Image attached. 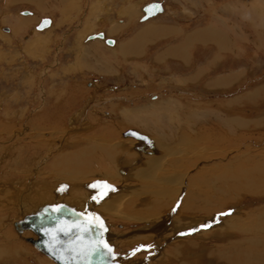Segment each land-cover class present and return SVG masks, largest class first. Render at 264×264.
<instances>
[{"label":"rangeland","instance_id":"rangeland-1","mask_svg":"<svg viewBox=\"0 0 264 264\" xmlns=\"http://www.w3.org/2000/svg\"><path fill=\"white\" fill-rule=\"evenodd\" d=\"M151 1L161 2L164 11L148 19L150 21L138 20V16L144 14L143 6ZM62 4L60 0H0V26L9 30L0 29V197L8 194L9 201L13 203L16 200L17 203L22 190L31 189L28 188L30 181H39L35 177V169L39 178L56 182L60 179V170L53 164H58L68 152L75 151L77 145L80 148L89 134H112L109 137L126 144L130 152L140 153L136 146L130 147V140L144 144L152 139L156 142L163 130V133L171 132L172 127L166 123L165 117L171 121L169 114L174 113L185 115L182 127L194 129V136L203 137V130L199 129H204L208 135L217 123L212 112L230 110V114L242 121L237 126L241 134L244 132L245 139L239 140L251 143L255 150H264V130H258L264 127V0H79L77 6L64 11ZM22 10H31L34 14L24 15ZM131 12L134 15L128 16L127 13ZM43 17L51 18L53 26L47 27V30L36 29ZM223 23H234L236 26L233 24L235 28L231 30L232 27L227 25L225 28ZM99 28L105 29L110 37H115L120 48L129 42L130 45L124 49L129 50L131 55L126 52L127 55L121 56V53L117 56L118 51L109 47L111 45L102 41L98 44L95 39L88 41V35ZM139 31V39H136ZM40 34L42 39H38ZM67 34L70 37L65 42L62 37ZM220 37H227V40L222 43ZM79 41L82 43L78 44ZM179 45L182 46L173 49ZM97 46L100 49L95 54L92 50ZM180 55H185L182 61ZM100 56H103L102 59H99ZM181 75L189 76L181 78ZM94 82L101 86L95 91ZM181 86L182 90L179 89ZM90 94L95 96L91 106ZM73 95L78 97L71 100L75 97ZM169 100L171 105L179 106L177 112L166 110L165 106L162 108ZM156 109L158 111L155 112H161V122L145 113ZM81 110L82 116L89 118L97 131L91 128L87 131L85 125L79 128L83 125L82 120L74 124L73 129L69 128V118ZM170 110L173 111V107ZM129 129L146 135L149 141L125 136ZM250 131H253L252 134ZM246 133L252 136L247 138ZM169 147L173 148L170 144ZM166 158L169 160L172 155ZM123 163L127 171L125 176H128L125 184L134 183L136 188L141 187L139 177L132 176V168L135 167ZM199 164L200 168L208 166L203 162ZM117 165L121 166V162ZM167 166L172 168L169 163ZM96 175L100 176V173H93L91 178ZM20 178L24 182L16 185L22 180ZM66 184L69 186V183ZM106 184L107 180L104 186ZM101 186L97 189L104 187ZM16 189L19 191L15 192ZM63 191L61 185L55 190L59 195ZM24 192L25 209H30L36 204L40 191L34 189L33 193L37 196L32 193L35 197L32 200L31 192ZM142 196L150 198L147 194ZM144 203L146 200L138 199L136 206L143 207ZM228 203L215 216L227 218L232 214L240 216L256 210L264 206V195L245 192ZM178 204L179 201L175 208ZM103 214L111 224L110 239L125 264H154L164 255L162 252L167 243L173 239L199 230L206 232L209 228L198 225L174 232L172 240H161V246L151 249L156 241L154 233L146 232L129 238L135 234V226L142 221H128ZM186 214L190 217L184 219L185 227L193 224L192 220L197 215H207V212L196 210ZM11 230L17 235L12 225ZM205 232L198 237H185H191L189 240L182 238V241H189L192 248L195 247L194 251H198L197 256L191 253L183 256L186 262L213 264L212 252L228 251L225 248L232 240L245 235L239 231L224 234L221 227ZM25 246L30 253L33 250L56 264L33 244L26 242ZM132 258L133 261L129 262ZM166 264L170 261L166 260Z\"/></svg>","mask_w":264,"mask_h":264},{"label":"bare ground","instance_id":"bare-ground-1","mask_svg":"<svg viewBox=\"0 0 264 264\" xmlns=\"http://www.w3.org/2000/svg\"><path fill=\"white\" fill-rule=\"evenodd\" d=\"M60 1L64 3L62 4L63 11L68 9L71 10L79 3V0ZM159 3L162 6L161 12L151 15L147 19H143V17L145 16V11L143 9V16H138L137 19L146 21L156 16L157 14L162 13L164 11L163 5L161 2ZM147 4L148 3H146L145 5ZM23 11L24 10H22L21 12ZM27 14L33 16L34 13L33 11L29 10L27 13H24V15ZM127 14L128 16L129 14L131 16L134 15V13L132 12ZM25 21L27 20H22V22ZM20 22L21 21H19V24ZM53 24L54 23L51 19L50 27H52ZM229 24L225 23V28L228 25V28L232 27L231 30H233V28H235L236 26V24L234 23L230 25ZM233 24L235 26H233ZM221 26L223 27V25ZM17 27L19 28V25H17ZM0 29L9 32V30L4 26H0ZM47 29L48 28L46 27V30ZM140 31L138 32L136 39H139ZM76 33L77 35L81 34L80 32ZM98 33H103V37L98 36L89 38V35H95ZM41 35L42 34L38 36V39H42ZM89 35L87 37L89 41L95 39V42H97L98 44H100L102 41L108 46L111 45L109 47L113 48L114 51H118V54H116L117 56L121 53V56L127 55L126 52L131 55L129 50L125 51L124 49V47L129 46L130 43L124 42L125 45L121 46L120 48L119 42L117 43L118 40L115 37H110V35H107L105 29L99 28L97 32L94 31ZM242 35H244L243 32ZM69 37L70 36L67 34L62 38L66 42ZM107 38H113L114 43H107ZM81 40L83 41V39ZM226 40L227 37L222 38L221 42L224 43ZM80 42L81 41H79L78 44H80ZM181 46L182 45H179V47H175L173 49H178ZM99 49L100 48L97 46L92 51L96 54L99 52ZM102 57L103 56H100L99 59H102ZM184 57L185 55H180L179 59L182 61ZM181 65L183 64L181 63ZM43 74L44 72L42 73V75ZM181 76V78H186L189 75ZM175 79L179 80L178 77H175ZM176 83L178 82L176 81ZM92 85L94 86H92L94 88V91L95 89L101 87L98 86L95 82ZM179 89L182 90V86ZM91 96L92 99L91 97H89V99H91L89 102V106H91L93 99H95V96L93 94ZM73 97L74 98H72L71 100H74L78 96L73 95ZM234 101L235 100L230 101L231 103L229 102L230 104L228 103L226 107L229 108V106ZM89 106L86 107L88 108ZM164 106L166 110H169L171 112H177L179 109V106L177 104L171 105V100L168 101V104L163 105L162 108H164ZM171 107H173V111L170 110ZM155 111H158V109L145 111V113L148 117H157L158 121L159 119L160 122L163 121V119L160 118L161 112L159 111L160 113H157ZM230 113H232L230 110H227L226 112L221 110L212 112V116L217 122L215 124L216 127L214 126L213 130H210L211 132H208V135L204 132V129H199L203 130V137L202 135L201 137L200 135L194 136L196 134H194V129L191 130V128L186 129L187 127H182V120H184L183 116H185L184 114L183 116L181 113L169 114V118L171 121H168V119L165 117L166 123H168L172 127L169 134L163 133L165 131L163 130L162 133H159V137L156 142H154L151 138L152 141H150L148 144L137 141L135 143V141L130 140V147L136 146L140 153L130 152L129 149L125 146L126 144L124 145L123 142L117 139V141H115L114 137L111 139V137H109L112 135L111 133V135L108 136L89 134L80 148L77 145V149H75V151L68 152L67 155L63 156V158L60 157L62 160H60L58 164H53L54 167L58 168L57 170H60L58 172L61 174L60 175L57 172L60 176V179L56 180V182H46L45 177L42 179L39 178V172L37 171V169H33L35 175L38 176L35 177L36 179H39V181L34 179V182L32 179L30 181V184L28 185V188L31 189L22 190L20 199L17 203L16 200L15 202L11 203V201H9L8 199V194H3V198L0 197V264H53L50 263L45 257L37 254L35 251L31 250L33 253H30L29 250H27V247L25 246L26 242L33 244L32 240L37 239V235L28 227L19 225L20 230H18L17 226L15 225L17 222L23 220L25 216L29 215L35 210H38L39 207L45 204H53L55 206L60 204H67L70 206L74 205L77 210L79 209V211L87 214L88 216L92 215L102 218L106 228L104 231V239L106 241V246L108 247V250L105 248L103 250L108 254V258L105 264L125 263L121 260V257L119 255L120 253L118 254L116 252V245L113 244L110 239V236L112 235L111 224L106 221L103 213L112 215L115 218H121L128 221H142L141 224L135 226L134 231L136 232L132 237L129 238L137 237L140 234L142 235L146 232L154 233L153 235H156V241L153 243V246H151V249L161 246L163 244L161 240H166L167 242L172 240L174 232L186 231L192 227H197L198 225H203L206 223L210 225L209 228L206 229V232L212 231L213 228L218 227H221V233L224 234L233 233L232 231H239L245 233L244 237L232 240L233 242L228 245L229 247L225 248L226 250L228 249V251L221 250L219 251V253L214 252L215 254L212 252L213 255H210H212V257L215 259L214 262L212 261L213 259H211L212 263L230 264V261H233L232 264H264V206L258 207L256 210L246 212V214L243 213L240 216L234 214L227 218L215 216L218 212L222 211L221 208L225 206L224 204H227L231 199H234L235 197L245 192L246 194L253 193L256 195H264V150H255L250 145L251 143L246 144L247 142L245 143V140H239L245 139V137L243 136L244 132L241 134L238 129L239 127L237 126L239 125L238 123H241L242 121L238 120L239 118L233 116ZM157 114H159V116ZM82 115V110L78 113L73 114L69 118V128L73 129L74 124L76 125L77 122L79 123L80 120H82L83 123H81L83 125H81L79 128L85 125V130L89 131V129L91 128V130L95 129V131H97V128H95L96 126H94L93 122L87 117L84 118V116ZM244 124L247 123L245 122ZM41 129L45 130V128L42 127ZM258 130L263 131L264 127ZM259 134L260 133H258V135ZM124 135L128 136L132 134L124 133ZM246 136L248 138L252 135L247 134ZM13 137L15 136L13 135ZM192 140H195L194 143ZM145 141H149V139ZM35 142L41 143L40 140H35ZM169 144L173 146L172 149L169 147ZM140 146L142 147L141 149ZM186 147L188 151L186 150ZM169 155H172V160L169 159L172 162L169 161L168 158H166V156L169 157ZM128 160L131 161L129 162ZM120 162L121 166H118L117 164H120ZM123 162H125L129 167H135L132 168V176L139 177L138 179L141 180V187L138 186L136 188L137 185H135L134 183L125 184L124 181L128 180V176H125L127 171ZM137 162L141 163L142 165L140 164L139 166V163L137 164ZM200 162H203L209 167L203 166V168H200ZM167 163H169L172 168L167 166L168 169L166 170L167 167H165V165ZM93 173H100V176L96 175V177L91 178ZM23 176L25 177V175ZM23 179L17 181L16 185L21 183V181L24 182ZM105 180H107V184L104 186ZM66 183H69V186ZM41 184L42 187L40 186ZM60 185L62 186L64 191L59 195V193L57 194L55 190L58 189ZM93 185H95V187H93ZM101 185L104 187L98 190L97 186ZM34 189H36V191H40L37 202L32 208L25 209V198L22 197V194L25 193L24 191H30L32 200L35 195L33 193ZM17 191L19 190L16 189L15 192ZM32 193L34 195H32ZM143 194H147L148 196H150V198H144L142 196ZM138 199L146 200V204L144 203L143 207H137L136 204ZM178 201L179 204L175 208V205ZM27 203L28 202H26V204ZM77 204H80V206H85L84 208L86 209L78 207ZM14 206H22V208L15 209ZM196 210H204L205 212H207V215H197L192 220L194 221L193 224L185 227L186 223H184V219L190 217L186 213H188V211ZM181 219L183 220V223H181ZM247 224H250V226H248ZM11 225L14 227L17 235L13 234L12 230L10 232ZM168 232L170 233L168 234ZM204 232L205 230H199L196 233H191L192 235H186L173 239V241L167 243L164 252H162V254L164 253V255H162L154 264H166V260L170 261V264H190L189 262H186L184 260L183 256H186L190 253L197 256L198 251H194L195 247L192 248L189 241H182V238L183 240H189L191 237H185H198L199 235H201V233ZM160 235H162V237ZM114 238L117 239V237ZM21 242H23V244ZM226 243H228V241ZM93 246L97 247V245L92 244V241L88 242L87 248L89 252L96 249ZM36 248L51 257L49 254L40 250L38 247ZM52 259L55 261H53L54 263L59 264L56 259L51 257V260ZM132 261L133 258L129 262ZM200 263L201 262L198 261L197 263L191 264Z\"/></svg>","mask_w":264,"mask_h":264},{"label":"water","instance_id":"water-1","mask_svg":"<svg viewBox=\"0 0 264 264\" xmlns=\"http://www.w3.org/2000/svg\"><path fill=\"white\" fill-rule=\"evenodd\" d=\"M143 9V19H147L161 12L162 6L153 1ZM25 12L28 10L23 11ZM50 25L51 18L43 17L36 28L42 30ZM98 36L103 37V33L91 34L89 38ZM106 41L109 44L114 43L113 38H107ZM126 134L148 139L146 135L131 129ZM17 223L15 225L18 230L19 225L31 229L37 235V239L32 240L33 244L56 259L59 264H105L107 261L108 254L103 251L104 248L108 250L104 239L106 228L103 219L98 216H88L67 204H45ZM206 225L208 224H203L202 227ZM90 241L97 247L93 246L96 249L89 252L87 245Z\"/></svg>","mask_w":264,"mask_h":264},{"label":"snow or ice","instance_id":"snow-or-ice-1","mask_svg":"<svg viewBox=\"0 0 264 264\" xmlns=\"http://www.w3.org/2000/svg\"><path fill=\"white\" fill-rule=\"evenodd\" d=\"M45 23H48V22H45ZM93 187H95V185H93ZM108 187H110V186H108ZM223 215V214H222ZM208 226H210V225H206L205 227H208Z\"/></svg>","mask_w":264,"mask_h":264},{"label":"crops","instance_id":"crops-1","mask_svg":"<svg viewBox=\"0 0 264 264\" xmlns=\"http://www.w3.org/2000/svg\"><path fill=\"white\" fill-rule=\"evenodd\" d=\"M93 40V39H92ZM89 41V40H88ZM91 41V40H90Z\"/></svg>","mask_w":264,"mask_h":264}]
</instances>
